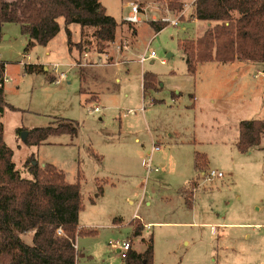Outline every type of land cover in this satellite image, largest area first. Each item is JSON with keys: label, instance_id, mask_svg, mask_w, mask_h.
Instances as JSON below:
<instances>
[{"label": "rangeland", "instance_id": "374dc122", "mask_svg": "<svg viewBox=\"0 0 264 264\" xmlns=\"http://www.w3.org/2000/svg\"><path fill=\"white\" fill-rule=\"evenodd\" d=\"M184 1L188 9L178 12L166 0H100L120 27L109 45L99 44L94 28L84 31L74 48L89 51L81 68L69 52L63 18L48 50L28 48L29 37L18 24L3 26L4 100L15 108L3 114V140L22 177L31 178L25 164L33 159L80 183L84 209L78 225L96 233L76 237L77 264H125L111 244L130 240L143 253L151 238L153 264H264V137L248 152L237 149L240 123L264 120V66L203 64L193 79L179 45L203 37L205 25L190 21L193 0ZM131 3L145 10L143 23L135 25L137 38L123 23ZM164 19L179 20V26L167 22L157 33L151 22ZM69 28L72 41H80L81 26ZM149 50L156 60L141 65L137 56ZM35 62L43 73L27 74L25 65ZM215 66L220 74L214 76ZM143 71L161 79L158 90L144 94ZM62 72L66 79L56 83ZM193 84L195 102L185 93ZM64 123L78 124V135L50 136L40 145L22 140V132L29 136L32 129ZM155 145L160 151L152 153ZM197 154L209 159L201 171L195 168ZM212 170L224 177L204 182L202 171ZM98 184L104 191L97 199ZM132 221L143 227L141 236H134ZM31 237L24 238L29 245Z\"/></svg>", "mask_w": 264, "mask_h": 264}, {"label": "trees", "instance_id": "16d2710c", "mask_svg": "<svg viewBox=\"0 0 264 264\" xmlns=\"http://www.w3.org/2000/svg\"><path fill=\"white\" fill-rule=\"evenodd\" d=\"M166 1L171 11H184L183 1ZM193 8L195 19L217 24L195 42H180L189 74L210 62L264 63V0H194ZM61 18L70 47L71 24L80 25L82 30L94 28V37L101 45L113 44L120 27L100 0H0V40L3 26L13 23L29 37L28 48L47 46L60 32ZM151 25L157 33L167 27L166 22ZM5 69V63L0 61V264H77L76 237L96 233L78 225L84 209L80 183H69L58 168L51 164L40 166L33 159L25 164L31 178L22 177L16 169L14 152L3 140V114L6 109L15 110L4 100ZM43 70V66L25 65L27 74H40ZM158 84L155 74H144L145 92L158 90ZM239 130L237 149L245 153L260 146L264 120L243 121ZM78 131L79 125L73 123L36 128L29 131L25 142L40 145L50 136H76ZM206 159L204 154H197L196 170H202L201 163ZM131 224L134 236H141L143 227L135 226V221ZM29 234L31 245L24 240ZM147 244L143 253L130 249L125 264H153L152 238Z\"/></svg>", "mask_w": 264, "mask_h": 264}, {"label": "crops", "instance_id": "0c3cea01", "mask_svg": "<svg viewBox=\"0 0 264 264\" xmlns=\"http://www.w3.org/2000/svg\"><path fill=\"white\" fill-rule=\"evenodd\" d=\"M184 3H185V1L184 0H182ZM193 2H194V0L192 1V5H191V8L193 9L192 11H193V13L192 14H190V15H193L192 16V19L190 20V21H197V22H199V23H203L204 25H205V28H204V31H203V34H205V32H207V31H209L211 28H213L217 23H215V22H206V21H198L197 19H195V17H194V8H193ZM185 7H187L186 6V3H185ZM191 8L189 9V12L191 11ZM187 9H188V7H187ZM187 12V11H186ZM186 12H185V14H186ZM123 21H124V19H123ZM60 24V23H59ZM127 24V23H126ZM128 25V27L130 28L129 29V32H133L134 33V37H136L137 38V30H136V28H135V26H133V25H130V24H127ZM69 27H71V25L69 26ZM60 32L58 33V35L53 39V40H51L49 43H48V45L47 46H45V48L48 50L49 48H50V46L53 44V42L55 41V40H57V37H59V35H60V33H61V30H62V27L60 26ZM86 29L87 28H85L84 30H82V28H81V39H80V41H78V42H75V41H72V46L69 48V52H70V54L72 55V56H74L73 58H74V60H77L76 62H78V66L81 68V67H83L82 65L83 64H87L86 62H87V60L89 59V51L88 50H85V52L83 53V54H81L80 53V51H76V52H74V48L76 47V49H77V46L80 44V43H82V39H84L83 38V34H84V31H86ZM69 30H70V28H69ZM71 31V30H70ZM202 34V35H203ZM198 37H201V35L200 36H198ZM126 43H125V45H124V49L126 50L127 48H129V46H130V44H127V41H125ZM133 44V43H132ZM130 50H132V49H130ZM128 51V49L126 50V52ZM133 51V50H132ZM147 54V53H146ZM121 55V54H120ZM135 56H137V55H135ZM171 55H169V57H170ZM138 58V59H137ZM137 62H139V58H140V56H137ZM125 61H127V62H130V61H128L127 60V58L125 57ZM156 60V59H155ZM0 61H1V59H0ZM100 61V60H99ZM161 61H165V64H167V61L166 60H161ZM160 61V62H161ZM133 62H136V61H133ZM241 61H235V62H233V63H228L227 65H231V64H240V65H243V64H248V63H245V62H242V63H240ZM120 62L119 61H117L114 65H117V64H119ZM140 63V62H139ZM250 63V65L248 64V66H253L254 64H255V66L256 67H259V66H264V63H251V62H249ZM32 64H34V65H39V66H41L40 64H38L37 62H35V63H32ZM141 64V63H140ZM145 64V63H144ZM144 64H141V65H144ZM205 64H214V65H218V63H215V62H210V63H205ZM99 65V64H98ZM98 65H96V66H98ZM201 65H203V64H201ZM201 65H199L198 67H197V71L199 70V68H200V66ZM245 66V65H244ZM86 67H89V65L88 66H86ZM93 67V66H92ZM95 67V66H94ZM216 68H215V72H213V74H214V76L215 75H219L220 74V69L218 68V66H215ZM46 70H47V68H46ZM196 71V72H197ZM187 72H188V70H187ZM144 74H145V71H143V91H144ZM189 74V73H188ZM196 74V73H195ZM195 74H189L190 76H193V79L195 78L194 76H195ZM156 75V74H155ZM157 77V80H158V83H161V79L158 77V76H156ZM117 82H118V80H117ZM206 82L207 83H210V81H209V79H207L206 80ZM206 83V84H207ZM5 84H6V79H5ZM159 88V87H158ZM4 90H5V85H4ZM151 91H153V90H151ZM195 92V93H193V92ZM148 91H144V94H146ZM179 91H176V93L178 94L177 96H181L183 93L182 92H179ZM197 86H196V84H193V85H190V86H188V88H187V91L185 92V93H187V94H189V96L192 98V100H193V102H195V101H197V100H199V97H198V95H197ZM96 101L98 102V101H101V99H100V97L98 96V95H96ZM157 101L158 100H153V104H156L157 103ZM161 102H164V101H161ZM211 103H214V101L212 100L211 101ZM195 104V103H194ZM194 104H193V106H194ZM160 151V150H159ZM158 152V151H157ZM154 153V152H153ZM205 156H206V162L209 160L208 159V155L207 154H204ZM44 165H46L45 163L43 164V165H41V166H44ZM202 173H204V171H202ZM201 173V174H202ZM192 181V180H191ZM190 181V182H191ZM189 184V183H188ZM100 185L98 184V187H99ZM99 188H102V187H99ZM103 189V188H102ZM103 191H104V189H103ZM102 194H100V195H96L95 197L98 199L100 196H101ZM93 200V199H92ZM92 202V204H94V203H96L94 200L93 201H91ZM79 219V218H78ZM143 223V222H142ZM114 224H117V220H114ZM143 225H144V227L145 228H147L148 226L146 225V224H144L143 223ZM150 226V225H149ZM76 247H77V249H78V244H77V242H76ZM131 249H133L132 248V243H131ZM134 250V249H133ZM136 252H138V253H141V252H139V251H137L136 250Z\"/></svg>", "mask_w": 264, "mask_h": 264}, {"label": "built area", "instance_id": "2783aa9c", "mask_svg": "<svg viewBox=\"0 0 264 264\" xmlns=\"http://www.w3.org/2000/svg\"><path fill=\"white\" fill-rule=\"evenodd\" d=\"M130 7H131V12L125 18L124 22H126L127 24H130V25H133V26L143 23L142 15L144 14L145 10H143L140 7V5H138L137 3H131ZM185 12L183 14H185ZM163 21L166 23L168 22V23H170V25L175 26V27H178L179 23H180L179 20L174 21V20L164 19ZM156 57L157 56H156L155 51L149 50L147 54L140 56L139 62L141 64H144L148 60H155ZM161 63L165 64V61H161ZM58 68H59V66L55 65L54 71L56 72ZM66 77H67L66 73H64V72L60 73L58 76L59 80H57L56 83H59L60 81L66 79ZM94 112L99 113L100 107L99 106L95 107ZM159 150H160V146L155 145L153 147L152 153L157 152ZM150 163H151V160L145 164V167L150 169V167H151ZM223 177H224L223 173L217 172L215 170H212L209 173H207V172L202 173V179L206 183L213 182L215 179H222ZM111 246L114 247L118 251V253L121 255V257L124 260L127 259L128 252L131 249V241L130 240H126V241H122V242L116 241V242L112 243Z\"/></svg>", "mask_w": 264, "mask_h": 264}, {"label": "water", "instance_id": "95a60500", "mask_svg": "<svg viewBox=\"0 0 264 264\" xmlns=\"http://www.w3.org/2000/svg\"><path fill=\"white\" fill-rule=\"evenodd\" d=\"M22 140L26 141L27 137H28V132H22Z\"/></svg>", "mask_w": 264, "mask_h": 264}]
</instances>
